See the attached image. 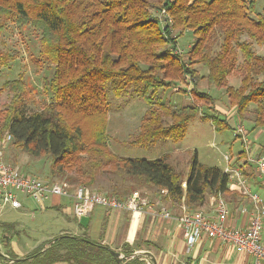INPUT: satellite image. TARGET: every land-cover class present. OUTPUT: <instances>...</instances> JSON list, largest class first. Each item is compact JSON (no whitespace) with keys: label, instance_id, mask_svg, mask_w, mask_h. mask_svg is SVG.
Wrapping results in <instances>:
<instances>
[{"label":"trees","instance_id":"1","mask_svg":"<svg viewBox=\"0 0 264 264\" xmlns=\"http://www.w3.org/2000/svg\"><path fill=\"white\" fill-rule=\"evenodd\" d=\"M161 11L170 22L160 23ZM8 23L39 33L38 54L52 74L46 84L49 100L39 110L29 109L32 93L22 77L0 87V94L9 95L0 109V142L8 134L13 151L47 158L49 181L92 188L99 176L112 175L117 182L106 194L110 197L124 201L148 189L163 203L176 209L183 204L189 212L198 211L208 196L225 193L227 176L199 163L196 155L184 176L167 156L148 160L112 153L109 93L115 98L131 94L147 107L130 145L179 143L196 116L216 131L229 130L213 107L215 99L198 88L200 82L223 91L238 123L264 129V54L252 49H264V15L257 13L256 0H0V38ZM184 32L193 42L178 56L177 39ZM15 57L0 40V73ZM235 75L237 87L229 83ZM189 81L188 104L176 108L159 99L167 89L187 94ZM45 244L25 260L6 263L146 264L139 257L117 263L108 247L84 236L55 237L42 251Z\"/></svg>","mask_w":264,"mask_h":264},{"label":"rangeland","instance_id":"2","mask_svg":"<svg viewBox=\"0 0 264 264\" xmlns=\"http://www.w3.org/2000/svg\"><path fill=\"white\" fill-rule=\"evenodd\" d=\"M256 11L264 15V0H256ZM4 50L15 53V60L7 69H3L0 73V87L6 82L22 77L28 84L27 86L32 93V102L29 109L39 110L49 100V94L46 92V84L51 77L52 69L47 66V63L41 61L39 51V33L34 31L31 27L18 31L13 23H8L0 38ZM193 42V37L190 32H184L177 39V48L181 49L184 55L189 49V45ZM253 51L256 54H264V49L253 45ZM203 72V70H201ZM230 85L237 87L239 83V76H230ZM205 83H199L198 88L205 91ZM193 83L188 82L184 88L188 92L192 89ZM202 91V92H203ZM207 92L218 102V105L226 112V117H231L232 111L228 105V100L223 91L217 90L214 87H209ZM180 93H175L171 89L161 91L159 99L163 103L170 104L173 107L179 108L189 103V100ZM9 100V95L6 92L0 94V109ZM109 111L107 122V138L108 146L112 153L124 158H142L154 160L159 158L163 153L168 154L169 163L176 171L182 173L184 176L188 173L191 159L196 155L199 163L210 167L225 168V157L236 158L238 153L242 150L243 144L233 135V130L216 131L213 125L208 121H202L199 116L189 123L186 135L179 143H172L170 141L158 142L152 146L130 145L133 137L138 135L141 120L146 111L145 103L133 95H126L121 98H115L111 93L108 94ZM214 100V101H215ZM215 103V102H214ZM216 112H221L214 106ZM207 115H211L212 111H203ZM214 112V111H213ZM222 118V116H221ZM223 119V118H222ZM231 119V118H230ZM238 124V123H236ZM235 124V125H236ZM243 128L248 133V144L252 145V152L259 150L264 157V129L252 128L249 121L243 122ZM261 132L258 138L256 135ZM6 134H3L4 138ZM2 160L13 164L21 173L28 174L40 180H47L49 170V160L45 157L33 159L21 152H15L11 149L9 144L5 145L2 150ZM262 156H260L262 158ZM263 159V158H262ZM60 181V179H54ZM117 182V178L112 175H101L97 178L95 186L89 188L90 190L108 194L112 190V185ZM183 185V184H182ZM137 192V191H134ZM139 194L140 191H138ZM22 200V197L20 198ZM28 203V213L20 216L21 211H7L6 217L13 222H20L25 229V237L19 235V240L14 239L23 248L36 246L41 240L50 237V233L56 228L57 221L54 218H42L40 210L31 203L30 200L24 199L22 203ZM62 219L67 222L66 217ZM59 221V220H58ZM6 231V230H5ZM7 232L3 231V234ZM0 238V251L6 253V248L2 246ZM9 252V251H8ZM13 255V254H12ZM15 256V255H14Z\"/></svg>","mask_w":264,"mask_h":264},{"label":"crops","instance_id":"3","mask_svg":"<svg viewBox=\"0 0 264 264\" xmlns=\"http://www.w3.org/2000/svg\"><path fill=\"white\" fill-rule=\"evenodd\" d=\"M202 73L204 74V71ZM208 88L207 85L206 88L204 86L206 91ZM186 98L188 99V97ZM214 104L216 109L223 111V113H218L220 118L222 116L230 129L233 130L235 124L238 123L235 110L230 107L232 114L231 117L227 118L226 112L218 105L216 100ZM260 135L261 132L255 138H258ZM249 145L252 152L251 143ZM251 154V156L260 157L263 153L257 150ZM161 156H168V154L163 153ZM262 158L264 160L263 156ZM230 164L239 167L241 172L242 170L245 171L246 176H244L243 172L242 174L248 181L251 192L256 193L264 204V182L254 173L249 164H245L243 148L235 159L230 157ZM220 169L223 171V168ZM74 190L75 188H70L69 193L72 195ZM140 196L150 203L149 207L144 208L142 212H130L94 206L87 216L89 222L86 228L80 226L78 220L73 216L72 206L74 200L72 196H48L43 203L44 209L40 210V216L42 218L56 219V228L50 233V237L41 240L36 246L28 247L25 245L23 248H20V245L14 239H18L19 235L25 237L24 226L20 222L8 220L6 212L21 211L20 216H22L30 211L28 209L30 205L24 202L25 208L23 203L22 207L18 210L4 208L0 212V238H4L3 240L7 245L2 243V246L6 248V251H9L8 253L15 255L17 258H23L41 244H45L55 237L69 234L77 237L84 236L89 241L104 245L110 250L119 252L125 256L138 252H148L154 258L155 264H254V260L250 255L238 252L235 248L217 239L207 238L204 235H201L193 246L188 247L183 229L177 221V217L181 215L182 211L187 210L185 206L181 204L180 208L176 209L171 205H167L158 197V192L148 189H144ZM218 197L224 201L227 208L226 225L237 229H245L253 213V206L249 199L241 193L239 188L234 187L233 183L229 181L225 193ZM24 199L22 196L21 202ZM216 199L208 196L198 211L210 219H214L216 217ZM31 203L34 205L33 202ZM161 208L167 210L170 214L169 218L161 214ZM62 217H66L67 222ZM3 231L7 232L10 236H7L6 233L3 234ZM261 238L264 242V228ZM1 253L6 255L7 252ZM1 258L0 264H10L6 263L8 260L5 258L2 260ZM139 258L144 259L146 264H152V261L148 258ZM130 259L132 258L129 257L125 261Z\"/></svg>","mask_w":264,"mask_h":264},{"label":"built area","instance_id":"4","mask_svg":"<svg viewBox=\"0 0 264 264\" xmlns=\"http://www.w3.org/2000/svg\"><path fill=\"white\" fill-rule=\"evenodd\" d=\"M173 2L174 0H169ZM160 23L168 19L165 12L161 11L158 16ZM181 49H176L174 54L182 56ZM233 135L243 144L245 162L252 167L254 173L264 182V160L259 156H251L250 145L247 140V132L242 123L233 127ZM10 135L6 134L0 142V212L4 208L18 210L22 207L21 197L34 203L38 210L44 209L43 203L48 196L73 197V216L77 220L82 216H88L94 206H103L117 210L130 212H142L149 207L150 203L140 196L138 192L132 193L124 201L117 200L106 194L77 186L74 193H69V185L60 181H44L30 175L21 173L15 165L2 160V148L10 141ZM226 166L223 173L234 187L240 189L253 206V213L245 229H237L226 225L227 208L224 201L217 197L215 202L216 217L210 219L205 214L195 211L183 210L177 217L179 225L183 229L188 247L193 246L201 235L213 238L235 248L238 252L250 255L254 264H264V242L261 233L264 228V204L261 198L252 193L248 181L237 166L230 164V158H224ZM184 186V185H183ZM161 214L169 218L166 209L161 208Z\"/></svg>","mask_w":264,"mask_h":264},{"label":"water","instance_id":"5","mask_svg":"<svg viewBox=\"0 0 264 264\" xmlns=\"http://www.w3.org/2000/svg\"><path fill=\"white\" fill-rule=\"evenodd\" d=\"M88 222H89V218L87 216H82L78 220L79 225L82 226L83 228H86L87 227ZM82 240L86 241L85 239H82ZM52 242H53V240H51L48 243H46L43 246L42 251H44L47 247H49V245ZM110 254H111L112 258L115 260V262H117V263H119V262H121L123 260H126L129 257L130 258H134V257H144V258H148L149 260H151L152 261V264H155L156 263L155 260H154V258L152 257V255L150 253H148V252H138V253H133V254H130L128 256H125V255L120 254L119 252H115V251L110 250ZM0 256L3 257V258H5L6 260H8L10 263L17 262V261H22V260H25L26 259V257L11 259L8 256L2 254L1 252H0Z\"/></svg>","mask_w":264,"mask_h":264}]
</instances>
